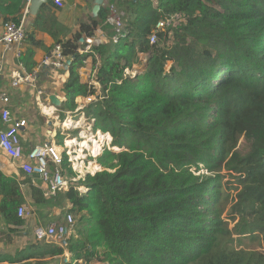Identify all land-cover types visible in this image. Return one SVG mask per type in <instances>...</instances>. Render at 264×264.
Here are the masks:
<instances>
[{"label":"trees","instance_id":"16d2710c","mask_svg":"<svg viewBox=\"0 0 264 264\" xmlns=\"http://www.w3.org/2000/svg\"><path fill=\"white\" fill-rule=\"evenodd\" d=\"M6 1L11 13L21 0ZM111 5L126 15L127 35L117 44L105 24ZM172 14L184 22L150 44L155 25ZM98 28L108 42L81 54L80 39L93 38ZM55 42L71 59L59 109L74 112L77 98L95 96L79 113L94 120V131L108 133L118 152L96 158L112 173L86 175L48 198L22 173H0L5 242L27 235L17 216L24 189L39 221L50 208L63 220L78 217L65 247L24 240L0 263L46 264L66 250L69 260L61 264H264V252L250 247L264 246V0H110L73 38ZM140 54L145 68L131 77L125 71L140 64ZM88 57L93 67L99 63L97 95L80 83ZM56 139L62 144L58 133ZM66 160L62 169L72 176ZM80 186L87 192H78ZM236 220L237 238H229Z\"/></svg>","mask_w":264,"mask_h":264},{"label":"crops","instance_id":"0c3cea01","mask_svg":"<svg viewBox=\"0 0 264 264\" xmlns=\"http://www.w3.org/2000/svg\"><path fill=\"white\" fill-rule=\"evenodd\" d=\"M22 1L13 8L11 13H8L5 11L8 5L7 1L0 0V37L3 32V25L7 20L12 18L18 19L17 22L23 21L27 36L23 45L18 49L12 47L7 50L0 44V94L5 93L7 95L9 101L6 107L10 110L12 116L26 122V126L20 129L24 153H27L36 145L51 143V141L61 150L63 149V141L65 142L66 140L67 142L66 135L70 134L68 132L70 130L61 124V114H65L68 121L74 117L76 118L72 122L73 127H76V130L72 132L73 134L78 132L77 128L82 126H89L93 131V124H90V121L85 119L82 113H79L88 104L86 98L79 97L76 99L77 109L74 112H62L59 109L61 106L55 107L52 105L50 101L52 97H55L62 103L65 101L62 86L68 79L69 74L64 69L58 71L44 66L43 61L46 58H51L56 40L67 41L73 38L78 33L82 22L85 23L94 18L92 16L94 0H61L63 4L61 8L57 7L53 3V0H41L36 9L34 11L29 10L28 14H24L25 6L21 5ZM109 1L103 0L104 6L108 5ZM92 39H95L97 42V44L94 43L92 46L108 42L106 33L99 28L95 31V36ZM79 44L82 43L79 42ZM138 56L140 64L133 66L131 71L126 70L125 73L127 75L128 73L130 75L135 69L137 70L132 74L133 76L140 74L144 70L146 57L142 54ZM98 64L97 62L95 67H93L92 58L88 57L84 62V66L79 70L80 83L95 87L97 90L96 95L99 94L100 89V86L95 81ZM22 71L26 73L34 72V81L31 85L21 84L13 87L12 81L14 75ZM38 92L41 93L39 96L37 95ZM94 99L96 100L95 96ZM83 120L87 122V125L83 124ZM55 132L56 135L51 138L50 135ZM57 133L62 138V144H58L59 139H56ZM75 152H77L76 149ZM0 173L7 177L17 178L22 175L19 166L16 163H12L1 151ZM24 191V195L26 196L24 207L29 208L32 206V200L27 194L28 190L24 189ZM67 206L70 207L69 204ZM55 210L53 209L52 213L57 215L58 211L56 210V212ZM35 219L30 223H24L25 228H32L33 226H30V224L34 222L35 225ZM38 221L37 223H39ZM2 227L5 230H2ZM7 227L3 219H1L0 232L4 231L6 233ZM25 233L27 232L25 231ZM27 235L24 238L10 236L9 241L7 240L6 242L1 240L0 257L2 255L13 256L14 251L17 248H21L22 239L33 242V235ZM28 262H33V260H29ZM0 264L8 263L1 262Z\"/></svg>","mask_w":264,"mask_h":264},{"label":"built area","instance_id":"2783aa9c","mask_svg":"<svg viewBox=\"0 0 264 264\" xmlns=\"http://www.w3.org/2000/svg\"><path fill=\"white\" fill-rule=\"evenodd\" d=\"M31 0H26L24 14L29 12V4ZM53 3L61 8L63 4L61 0H53ZM126 15L123 10L117 9L111 5L109 7V14L105 24L110 26L114 32L112 42L117 44L120 39L126 37L127 32L125 31L124 19ZM184 22V18L181 14H172L160 20L155 28L152 30L149 36V43L154 44L157 40L156 35L158 33L168 34L169 30L180 26ZM171 35V32H169ZM27 36L24 28L23 21L18 22H6L3 25V32L0 37V44L7 50L10 48H20L25 42ZM95 39H85V48L80 53H89L91 46L97 42ZM70 60V59H69ZM68 59L62 55V50L59 45H54L52 50L51 58H46L43 61V65L52 68L53 70H63ZM35 79V73H26L22 71L14 75L12 86L16 87L21 84L31 85ZM41 93L38 92L39 96ZM39 98V97H37ZM94 99V96L86 98L89 103ZM8 97L5 93L0 94V103L2 108L0 109V151L12 162L19 166L22 174L31 180L34 186L40 188L45 198L54 196L55 194L63 191H67L70 184H74L79 180H82L86 175H94L97 173L96 168H91V163L87 159H92L91 162H96V158L100 156L105 149H109L112 138H107L108 133H101L100 131L93 130L95 133L91 135L89 139L92 142L89 144V150L85 153L82 150L83 157L78 159L74 155L73 145L74 139H67V142L63 141V149L59 150L58 147L51 143H44L34 146L27 153H24L21 144L20 129L26 126L24 120L16 119L12 116V113L7 109ZM94 120H90V124H93ZM69 125L72 124L71 120L67 122ZM66 122L62 124L64 126ZM68 129V126H64ZM70 129V128H69ZM100 133V134H99ZM56 135V132L54 133ZM100 135V138H99ZM102 137V138H101ZM52 138V137H51ZM82 140V137L79 136ZM107 139V140H106ZM70 143V144H68ZM82 143V142H81ZM81 143L78 144L81 147ZM64 156L67 157V163L73 173L72 176L66 177L64 175L65 170L62 169ZM78 164L75 165L74 163ZM78 192L86 193L85 187H77ZM28 209V210H27ZM52 209L48 211V214L42 218L39 225L33 229V238L36 241L46 243H58L62 242L64 246V236L67 233V226L70 228L74 225V217L69 214L66 215L62 223L56 222V215L52 213ZM17 216L24 223H30L34 219V214L29 208L20 207L17 210ZM66 261V260H65Z\"/></svg>","mask_w":264,"mask_h":264},{"label":"rangeland","instance_id":"374dc122","mask_svg":"<svg viewBox=\"0 0 264 264\" xmlns=\"http://www.w3.org/2000/svg\"><path fill=\"white\" fill-rule=\"evenodd\" d=\"M171 67V65H169V64H167L166 65V68H165V71L166 72H168V70H169V68ZM137 69H135V71H136ZM134 70H133V72H131V74H130V76L132 75V74H134V72H135ZM128 75H129V73H128ZM133 76V75H132ZM131 76V77H132ZM67 117H68V115H67ZM71 118H72V116H71ZM75 117L74 118H72V119H69V120H71V123L72 122H74L75 121ZM61 121V124H63L64 123V121H68V120H66V117L63 119V120H60ZM83 124L84 125H87V122L85 121V120H83ZM74 125H73V123L72 124H70V125H68V130H70V131H68V132H70V134H67L66 135V137L65 138H67V139H74L75 140V142L74 143H71L72 145H73V150H74V152H75V149H76V151L77 152H75L74 153V155H72V157L73 156H77V158L78 159H82V157H83V153H82V150H84L85 151V153H87V151L89 150V144L90 143H88V147L86 146V147H84V148H81V147H79L78 146V144L79 143H81V142H84L85 141V137L87 138V139H89L90 138V136L91 135H94L95 136V133H93L92 132V130H91V128L89 127V126H82V127H80V128H77L78 129V132H76L75 134H73L72 132H74L75 130H76V127H73ZM70 128V129H69ZM73 128H75V129H73ZM101 132V131H100ZM102 133V132H101ZM52 138H53V136H54V133L52 134V135H50ZM79 136H81V137H84V138H82V140L81 139H79ZM111 137V136H110ZM107 140V139H106ZM112 142V141H111ZM68 144H70V143H68ZM77 145V146H76ZM79 147V148H78ZM238 147H239V149H242L243 147H244V141L243 140H240V142H239V145H238ZM77 149H79V150H77ZM82 149V150H81ZM105 150H109V151H111V152H118V149L117 148H112L111 147V144H110V147H109V149H105ZM81 152V153H80ZM81 155V156H80ZM102 155V154H101ZM100 155V156H101ZM99 156V157H100ZM88 161H90V163H91V168H94V167H97L96 169L97 170H99L98 172H101V171H104V170H106V171H109L110 173H112L113 171H111V170H107V169H104L101 165H99L98 163H97V161L96 162H91V160L92 159H87ZM75 165H77L78 163L77 162H75L74 163ZM67 170H65V172H64V175H65V173H66V177H69V173L68 172H66ZM200 173H202L201 171H200ZM203 173H204V171H203ZM199 173H197L196 175H198ZM221 174L222 175H226V172L225 171H223V172H221ZM222 184H223V186H224V188H227V186L228 185H230V183H228V178H227V176L225 177L224 176V179L222 180ZM80 187H82V186H80ZM80 193H82V192H80ZM227 193L229 194V196H234L236 193L235 192H233V191H230V192H228L227 191ZM24 207V206H23ZM32 207V208H31ZM31 207H29L30 209H31V211L33 212V214H34V216H36V219H35V217H34V219H35V225H34V222L32 223V224H30V226H33L32 228L34 229L36 226H38L39 225V223H37V220L38 219H40L37 215H38V211L36 210V208L34 207V206H31ZM221 207H222V205H221ZM26 208V207H25ZM52 208H50V209H48L47 211H46V213L45 214H48V211L49 210H51ZM229 209H230V202H229V204L225 207V210H224V212H223V215H222V217L223 218H227L228 217V211H229ZM28 210V209H27ZM53 210V209H52ZM55 210V209H54ZM35 211H36V214H35ZM56 211V210H55ZM58 211V210H57ZM56 211V212H57ZM73 217H74V225L70 228L69 226H67V230H68V232H70L71 230H73V228H75L74 226L77 224V222H78V217L77 216H74L73 215ZM63 216L61 215V212H57V215H56V222H59V223H62L63 222ZM33 219V220H34ZM32 220V221H33ZM42 223V222H41ZM41 223H40V225H41ZM39 225V226H40ZM239 225V223H238V220H236L235 222H233V223H231L230 222V224H229V231H230V234L228 235V237L229 238H237V237H235L234 235H232V232H231V230L233 229V228H235V227H237ZM32 228H27V229H25V231L27 232V234H29V235H33V229ZM2 230H5L4 229V227H2ZM70 230V231H69ZM2 233H5L4 231H2ZM249 236V235H248ZM65 237V236H64ZM3 236H1L0 237V242H1V240L2 241H4L3 240ZM20 238V237H19ZM64 239V238H63ZM7 241V240H6ZM25 243V241L22 239V244H24ZM46 243V242H45ZM51 243H53V242H51ZM47 244H49V243H47ZM53 244H57V245H59L60 247H65L64 245H63V243L62 242H59V244L58 243H53ZM236 244V246L238 245L237 243H235ZM241 246H239L238 248H240ZM250 247H252V248H254L256 251H262V252H264V246H263V242H260V244H259V242L258 241H254L252 244H251V246ZM64 253H66L65 255H63L62 257H57V259H55V260H53V261H50V259L49 260H47L46 261V264H61L60 262H61V260H66V262L69 260V254L67 253V251L65 250V252ZM32 263H34V260H33V262ZM80 264H81V262H80ZM91 264H99L98 262H96V261H94V262H92Z\"/></svg>","mask_w":264,"mask_h":264},{"label":"water","instance_id":"95a60500","mask_svg":"<svg viewBox=\"0 0 264 264\" xmlns=\"http://www.w3.org/2000/svg\"><path fill=\"white\" fill-rule=\"evenodd\" d=\"M40 1H41V0H31L28 9L31 10V11H34V10L36 9V7L38 6V4L40 3ZM42 1H43V0H42ZM103 6H104V2H103V0H94V7H93V9H92V16H93L94 18L97 16V14H98L100 8L103 7ZM83 42H84V39H80V43H83ZM70 63H71V59L68 60V61L66 62V65H65V67H64V70L67 71V68H68V66L70 65ZM50 101H51L52 105L55 106V107H56V106H60L61 103H62L61 101H59V100L56 99L55 97H52V98L50 99Z\"/></svg>","mask_w":264,"mask_h":264},{"label":"bare ground","instance_id":"6f19581e","mask_svg":"<svg viewBox=\"0 0 264 264\" xmlns=\"http://www.w3.org/2000/svg\"><path fill=\"white\" fill-rule=\"evenodd\" d=\"M69 124L66 122V124L64 126H68ZM100 134V133H99ZM107 138H110V136H106ZM84 138V137H82ZM88 138V137H87ZM86 137L84 138L85 141L81 143V147L84 148V147H88V143L92 142L91 139H87ZM99 138H100V135H99ZM102 138V137H101ZM77 146V145H76ZM89 148V147H88ZM82 150V149H81ZM81 153V152H80ZM81 156V155H80ZM98 172V171H97Z\"/></svg>","mask_w":264,"mask_h":264},{"label":"clouds","instance_id":"9594fccd","mask_svg":"<svg viewBox=\"0 0 264 264\" xmlns=\"http://www.w3.org/2000/svg\"><path fill=\"white\" fill-rule=\"evenodd\" d=\"M97 131H99V130H97ZM110 136V135H109Z\"/></svg>","mask_w":264,"mask_h":264}]
</instances>
